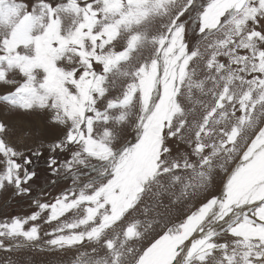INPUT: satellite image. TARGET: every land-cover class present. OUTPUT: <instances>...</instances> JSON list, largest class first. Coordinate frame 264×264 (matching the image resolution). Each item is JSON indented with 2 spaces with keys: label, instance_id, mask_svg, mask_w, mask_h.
Wrapping results in <instances>:
<instances>
[{
  "label": "snow or ice",
  "instance_id": "snow-or-ice-1",
  "mask_svg": "<svg viewBox=\"0 0 264 264\" xmlns=\"http://www.w3.org/2000/svg\"><path fill=\"white\" fill-rule=\"evenodd\" d=\"M0 89L2 264H264V0H0Z\"/></svg>",
  "mask_w": 264,
  "mask_h": 264
},
{
  "label": "rangeland",
  "instance_id": "rangeland-1",
  "mask_svg": "<svg viewBox=\"0 0 264 264\" xmlns=\"http://www.w3.org/2000/svg\"><path fill=\"white\" fill-rule=\"evenodd\" d=\"M2 90L3 89H0V91ZM0 120H5L14 129L11 137L14 143L16 142V137L20 136L24 131H27L30 134L28 138L29 142L34 138L51 139L56 133V130L46 122V119L39 115L23 116L20 114L0 111ZM39 165L41 167L43 166L42 160L39 161ZM68 183L69 182H61V184L53 188H47V186L44 185L47 192L51 194L46 198L51 199V196L57 195L60 189L66 187ZM11 203L16 204L12 207H16L9 211L8 209ZM29 211L30 209L28 208L26 201L18 197H13L10 192L0 193V220L13 215H24ZM45 230H50V226H45ZM76 255L77 254L74 252L60 253L36 249L25 251L20 254V257L26 259L29 264H59L60 261H63L64 264H71V262L76 259ZM5 258V254L0 252V264H2V261Z\"/></svg>",
  "mask_w": 264,
  "mask_h": 264
}]
</instances>
